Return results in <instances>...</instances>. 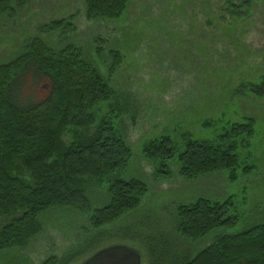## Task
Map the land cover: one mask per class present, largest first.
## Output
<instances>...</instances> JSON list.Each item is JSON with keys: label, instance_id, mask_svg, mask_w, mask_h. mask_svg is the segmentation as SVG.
Returning <instances> with one entry per match:
<instances>
[{"label": "rangeland", "instance_id": "obj_1", "mask_svg": "<svg viewBox=\"0 0 264 264\" xmlns=\"http://www.w3.org/2000/svg\"><path fill=\"white\" fill-rule=\"evenodd\" d=\"M227 12L222 0H129L118 20L87 19L83 0H26L12 17H1L0 65L21 55L33 38L53 50L72 43L127 99L115 124L132 156L117 177L139 180L147 192L136 209L105 227L112 235L104 240L94 238L87 216L50 209L39 217L41 232L25 247L1 254L0 264H42L91 238L92 251L126 244L140 252L145 264L140 241L157 237L169 243L174 254L190 255L218 234L264 221V97L239 88L264 74V0H255L239 16ZM62 19L74 30L65 35L42 30ZM111 51L121 55V62L110 76ZM22 78L14 91L17 104L47 98L48 77L28 71ZM98 109L99 115L107 111L103 104ZM246 118L253 119V131L247 139L239 138L236 181L229 182L225 173L185 180L175 164L169 177H161L155 172L157 164L142 152L146 142L164 135L177 148H182L184 135L215 143L231 123ZM91 185L87 196L92 210L104 205L108 195L106 182ZM200 197H230L238 215L236 227L196 241L179 236L173 222L175 204ZM7 221L0 219V225ZM118 232H126L131 240L117 238Z\"/></svg>", "mask_w": 264, "mask_h": 264}, {"label": "trees", "instance_id": "obj_2", "mask_svg": "<svg viewBox=\"0 0 264 264\" xmlns=\"http://www.w3.org/2000/svg\"><path fill=\"white\" fill-rule=\"evenodd\" d=\"M128 1L83 0L86 18L118 20ZM222 1L227 13L235 16L255 3ZM25 3L0 0V19L12 17ZM42 30L65 35L74 26L62 19L44 25ZM109 54L111 76L121 55L117 51ZM28 71L48 77L50 93L38 104L24 101L26 105H19L14 91ZM240 85V89L264 97V74ZM126 101L72 43L53 50L33 38L21 55L0 65V219L8 220L0 225V255L25 247L37 236L41 232L39 217L50 209H69L87 216L94 238L104 240L112 235L105 227L140 205L146 186L136 179L117 177L132 156L115 124ZM101 104L107 111L99 115ZM252 125L253 119L248 118L231 123L215 143L184 135L182 148L164 135L146 142L142 152L157 164L155 172L161 177H169L170 165L175 164L177 174L185 180L225 173L229 182L236 181L239 138L250 137ZM248 169L243 167V171ZM102 182L107 183L108 201L91 210L87 189ZM237 221L230 197L221 201L200 197L174 207V229L191 241L217 230L230 231ZM117 235L131 240L126 232ZM91 239L78 241L60 257L49 256L42 264L79 262L93 252L88 249ZM161 240L140 241L146 253L145 264H264V221L238 232L218 234L209 245L190 255L174 254L171 245Z\"/></svg>", "mask_w": 264, "mask_h": 264}, {"label": "water", "instance_id": "obj_3", "mask_svg": "<svg viewBox=\"0 0 264 264\" xmlns=\"http://www.w3.org/2000/svg\"><path fill=\"white\" fill-rule=\"evenodd\" d=\"M77 264H141V254L132 246L117 243L93 251Z\"/></svg>", "mask_w": 264, "mask_h": 264}]
</instances>
